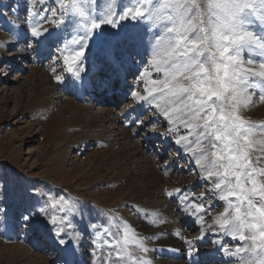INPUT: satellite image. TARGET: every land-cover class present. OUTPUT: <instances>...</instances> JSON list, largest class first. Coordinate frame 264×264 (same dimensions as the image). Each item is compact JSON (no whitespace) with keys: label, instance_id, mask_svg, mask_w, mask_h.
<instances>
[{"label":"rangeland","instance_id":"rangeland-1","mask_svg":"<svg viewBox=\"0 0 264 264\" xmlns=\"http://www.w3.org/2000/svg\"><path fill=\"white\" fill-rule=\"evenodd\" d=\"M105 2L98 0L100 6H105ZM129 2L117 0L113 6L119 9ZM80 3L85 14L96 8V0H80ZM107 3L111 4L112 0H107ZM54 4L55 0H44L43 3L40 0H0V181L4 184V188L0 185V264H31L39 259L45 262L43 264H66L64 256L68 257V264H71L69 253L77 256L82 264H108L111 246L117 239H122V225L125 224L144 238L143 242L149 249L144 253L132 247L130 251L134 257L146 259L151 264H158L161 256L165 260H172L168 251L157 254L150 247L148 234L139 233L140 227L147 232L159 229L158 224L150 220L153 211L144 207L145 200L134 199L131 192L132 185L142 187L135 172L141 168V164L122 171L125 180L116 182L111 177L113 174L107 159L113 157L111 151H118L115 140L119 137L111 132L114 124L100 122V116L106 112H109L108 119L119 120L113 131L119 128L128 131L131 134L128 142L139 146L136 151L139 150L141 154L137 155L136 160L148 159V166L162 179L159 197L152 199V202L159 203L157 211H170L172 218L176 219H173L175 228L181 227L190 240L201 245L198 240L204 234L217 233L212 218L222 210L223 202L214 196L208 201L210 183L201 177L192 153L186 150L183 143H176L178 136L187 134V130L179 126L176 131H170L174 126L160 111L147 103L137 102L130 94V86L146 94L145 89L151 87L150 80L163 78L162 72L158 73L149 67L147 44L157 29H149L147 25L136 21H125L119 32L104 27L89 41L83 64L87 74L78 80L67 71L59 57L69 55L78 48L81 34L71 19L61 28L42 20L46 15L51 19L48 9ZM199 5L202 18L207 21V0H199ZM41 8L43 12L39 11ZM33 11L39 12V15L31 16ZM34 24L42 25L40 31L45 34L40 45L30 35V28ZM249 30L259 32V22L255 27L250 26ZM19 34L23 35L20 41L3 44V37L13 40ZM128 34H134L137 38L124 41L123 37ZM26 41L29 43L26 44ZM106 41L111 42L110 50L102 52ZM242 55L245 59H253L256 67L264 62V57L256 53L245 51ZM53 66L64 78L63 82L56 81L50 70ZM91 69L94 71L88 76ZM117 69L122 71L118 72ZM33 70L45 74L49 81L44 86L52 89L42 99L38 97L39 100H31L34 90ZM146 70L149 72L147 78L144 77ZM122 73L127 74L123 79L129 83L125 89V101L113 107H102L96 106L91 97L90 104L88 101L85 105L80 98L79 83L82 84L88 77V85L96 86L100 80L112 81L114 74L116 80ZM260 79L250 78L256 85L248 89L252 94V102L242 107L240 115L252 124L264 126V118H254L253 113H250L264 103L261 99L264 87L260 86ZM68 101L72 107L89 106L92 113H85L82 120L74 119L70 108L64 112L63 121L57 122V114ZM89 115L97 117V126L108 131L105 135H108V144L92 141L81 126L88 121ZM151 135L157 138L149 139ZM146 137L147 141L143 142ZM254 139L264 142V135L258 134ZM166 141L168 148L163 152L161 148H164ZM157 151L162 152L159 155ZM251 156L254 163L260 157L257 166L264 168V151H260L259 146ZM175 189H180L197 203L203 193L205 207H209V203L214 205L213 210L204 216L205 231L202 232L196 225L197 228L191 227L195 217L184 211V204L175 194L171 198L167 195ZM256 202L260 203L258 199ZM83 211L87 212L86 217H83ZM30 214V222H25L22 217ZM52 216L57 218L55 224L51 222ZM40 238L42 241L47 239L44 249L35 248ZM216 239L210 236L205 242L201 240L202 247L209 245L210 241L212 246L207 247L212 248L213 240ZM229 241L226 242L227 247L233 244L232 247L229 245V249L244 243L236 239ZM238 241L239 246L235 245ZM25 251L31 256L24 257Z\"/></svg>","mask_w":264,"mask_h":264},{"label":"snow or ice","instance_id":"snow-or-ice-1","mask_svg":"<svg viewBox=\"0 0 264 264\" xmlns=\"http://www.w3.org/2000/svg\"><path fill=\"white\" fill-rule=\"evenodd\" d=\"M116 3L112 0L108 4L106 0L105 6H100L96 0V8L85 14L80 0H55L48 9L51 19L46 15L42 20L61 28L71 19L81 34L78 48L59 59L72 76L81 80L87 74L83 64L89 41L104 27L119 32L125 21H136L157 29L147 44L149 67L162 72L163 78L150 80L146 94L130 86V94L137 102L160 111L174 126L170 131L179 126L187 130L176 143H183L192 153L201 177L210 183L208 201L214 196L223 202L212 225L244 242L234 250L224 247V254L238 257L240 264H264V168L257 166L260 157L254 163L251 156L258 146L264 151V142L254 139L264 135V126L252 124L240 115L242 107L252 102L248 89L256 85L250 78H261L260 86L264 87V62L256 67L253 59L242 55L248 51L264 57V0H208L207 21L202 18L199 0H130L119 9L113 6ZM30 15L36 17L39 12ZM250 20L259 22V32L249 30ZM41 26L34 24L30 28L38 45L45 36ZM136 38L128 34L123 40ZM50 70L58 83L63 82L55 66ZM148 75L146 70L144 77ZM0 185L4 188L2 181ZM174 194L184 204V211L194 216L201 224L200 230L205 231L204 216L214 207L210 203L205 207V194L198 198L199 203L180 189L167 193L170 198ZM22 219L30 222L31 214ZM51 222L55 224L57 218L52 216ZM122 229V239L111 246L108 264H151L130 251L135 247L147 253L144 238L126 224ZM186 243L191 245L192 241Z\"/></svg>","mask_w":264,"mask_h":264},{"label":"bare ground","instance_id":"bare-ground-1","mask_svg":"<svg viewBox=\"0 0 264 264\" xmlns=\"http://www.w3.org/2000/svg\"><path fill=\"white\" fill-rule=\"evenodd\" d=\"M22 37H23L22 34H19L18 38L13 39V40L9 39L8 37H3V40H4L3 44H12L16 41H20ZM106 44L107 45H106V47H104V50L102 52H108L110 50L109 48L111 46L110 45L111 42L106 41ZM1 56H2V54H0V57ZM33 71H34L33 72V74H34V78H33L34 79V84H33L34 90H33L31 100H34L35 98L37 100H39L40 98L42 99V97H45L47 94H50L52 89H50V88L46 89L44 86L49 81L48 77H46L45 74L39 73L36 70H33ZM93 71L94 70L91 69L88 72V76L92 75L91 73H93ZM124 76H126V75H124L122 73L121 76L118 79H116V80L120 81L122 88H125V79H123ZM87 79H88V77L85 78V80H86L85 82H83L82 84L79 83V85H80V88H79L80 98H82L85 105L87 104L89 99L95 95V92L99 96H101L104 94L105 87H108L107 82H104V81H100V83L97 84L96 86L88 85ZM115 84L116 83H114V85ZM95 89H96V91H95ZM262 91L264 94V90H262ZM83 96L86 98H84ZM38 97H40V98H38ZM70 108H72V113H73L72 117L74 119L82 120L83 115L85 113L87 115L92 113L89 106L88 107L83 106L81 108V107L75 105L74 107H72L71 102L68 101L64 105V109L61 110L57 114L56 121L57 122L63 121L64 112H66L67 109H70ZM107 113H109V112H106V114H103V116H100V119H101L100 122L103 124H106L109 122L111 124H114L112 129H111V132L112 133L114 132L115 137H119L118 139L115 140L116 144L118 143L117 144L119 147L118 151L117 152L111 151L112 153H114V154L111 153L113 155V157L107 159V164L110 165L109 169H110L111 173L113 174L111 177L116 182L119 180H125V176H124L122 171L127 170V167H134V166H138L139 164H141L140 165L141 168H138L136 170L134 169V170L136 172L137 178L139 179V181L142 184V187H139L137 185H132L131 192H133L132 194L134 195V199L136 198L137 200H140V199L145 200L144 207L147 208L148 210L153 211L150 213V220L155 221L158 224L159 229L155 232H150V231L147 232L142 227H140L139 233L149 235L150 247L153 250H155L157 252V254H159L160 252L163 253V251L165 253V250L168 251L169 253H171V259L172 260H170V259L165 260V258H163L160 255L161 258H159L158 264H194L191 261V259L193 257H196V256L203 257L204 256L206 258H213L217 254H219L216 256L217 259L219 261H223L224 264L225 263L226 264H240L238 257L225 255L224 252L222 251V249L224 247H227L226 242H228L229 240L235 241V239H232L231 236L226 235V234L220 232L219 230L218 231L216 230L217 233L216 232H214V233L210 232L206 235L204 234V236H202L200 238L201 240H203V242H205V239H207V237L210 238V236L214 237L215 239L217 238V239L213 240L214 245L212 248H203L202 247L203 242L201 240H198V241H200V243H202L201 245L195 244L193 240H190L188 238V236L185 235V233H183L184 229H182L181 227L175 228V223L173 222V219L174 220H176V219L174 217L172 218V216L170 215V211H157V207H159V203L152 202V199L159 197L158 189L161 186L160 181L162 179L160 177H157V175H155L156 173L153 170V168L150 167V165L148 166V164H149L148 159H145V160L143 159V160H139V161L136 160L137 155L141 154V152L139 150H138V152L136 151L139 148V146L136 145V143L133 144V143L128 142L127 139L130 138V135H131L128 133V131H126L124 129H120L119 127H118L119 129H117V131H113L116 128L115 124L118 123L119 120L118 119L113 120V118L108 119ZM250 113H253L252 117H254V118L263 119L264 118V103L259 108L254 109V112L251 111ZM81 114H82V116H81ZM87 119H88V121H86L84 123V125H81V126H83L84 130L90 136L89 138H91L92 141L95 140L99 143H101V142L107 143L108 142V139H107L108 135H107V137L105 135H106V132H108V131L102 130V129H100L99 126H97L98 125L97 117H94V116L92 117L91 115H89V117ZM87 134H85V135H87ZM108 150L110 151V149H108ZM182 154H183V152H182ZM120 160H122V162H120ZM183 209H181V210H183ZM82 213L84 214L83 217H86L88 215L86 211H83ZM191 218L193 220V217H191ZM161 221H163V222L161 223ZM195 225L197 227H199V229H201L200 223L196 222V220H195L194 224H192L191 227L194 226L195 228H197ZM177 232H179V235H177ZM201 235H202V233H201ZM186 241H192V244L189 245L186 243ZM217 241H219V243H217ZM229 245H231V247H232L233 244H229ZM229 245H228V247H229ZM230 250H234V249H230ZM168 252H166V254H168ZM23 256L24 257L25 256L30 257L31 255L29 254V252L25 251ZM43 263H45V262H43L41 259H39L38 261L34 260L33 262H31V264H43Z\"/></svg>","mask_w":264,"mask_h":264},{"label":"clouds","instance_id":"clouds-1","mask_svg":"<svg viewBox=\"0 0 264 264\" xmlns=\"http://www.w3.org/2000/svg\"><path fill=\"white\" fill-rule=\"evenodd\" d=\"M207 3H208V0H207ZM250 23H251L252 26H254V27L257 26V23H256L255 21H251V20H250ZM157 39H159V38H157Z\"/></svg>","mask_w":264,"mask_h":264}]
</instances>
